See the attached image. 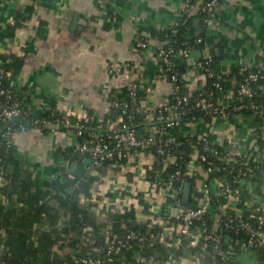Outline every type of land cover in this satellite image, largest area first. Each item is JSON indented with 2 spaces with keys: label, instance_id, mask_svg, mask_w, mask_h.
<instances>
[{
  "label": "crops",
  "instance_id": "crops-1",
  "mask_svg": "<svg viewBox=\"0 0 264 264\" xmlns=\"http://www.w3.org/2000/svg\"><path fill=\"white\" fill-rule=\"evenodd\" d=\"M182 8L183 0H0V62L8 64L10 80L35 107L56 106L75 114L107 117L111 94L126 91L133 83L138 84L141 98L149 106H159L169 99L172 82L164 74L163 60L152 51L135 46V40L141 38L151 45H161L157 32L175 27ZM211 51L222 54L219 63L222 75L236 67H264V0L221 3L218 18L209 25L205 40L193 44L190 54L179 58L184 92L194 94L206 84L200 62ZM208 120L184 123L182 130L187 133L190 126L208 130L224 149L228 126L233 123L246 139L240 145H231V151L245 152L256 140V120L250 115L237 112L231 117L213 116ZM72 141L64 134L31 125L15 135L13 159L25 162L30 180L45 184L42 192L52 183L70 179L78 185L86 176H92L88 192L78 193L72 188L61 190L60 194L76 196L85 210L109 225L108 232L117 233L111 225L114 216L128 211L135 212L142 222H153L149 216L164 213L166 207L175 214L174 191L165 194L151 175L153 152L131 157L125 169L113 164L91 165L83 160L88 164L84 175L80 174L79 162L67 150ZM70 156V164L63 165ZM205 179V172L197 167L195 176L188 181L192 183L188 203L183 199L184 188L179 194L184 204L201 202V196L197 201L199 196L195 195ZM4 184L0 177V211L8 212L9 199L2 193ZM56 192L57 189H51L46 202ZM24 197L20 193L12 198L11 203L19 211L27 209ZM222 200L226 211L238 210L237 200ZM246 200L264 204V178L249 184ZM243 210L247 213L250 208ZM8 219L12 221L13 216L8 215ZM69 219V211L63 210L56 228L68 226ZM121 224L122 228L126 225ZM4 233L1 229L0 234ZM178 238L159 242L166 247L164 252L154 248L145 255L134 250L128 256H120L118 264H207L195 256L185 238ZM233 245L231 264H264L258 252L244 250L239 242ZM58 250L64 254L71 251L69 247Z\"/></svg>",
  "mask_w": 264,
  "mask_h": 264
},
{
  "label": "built area",
  "instance_id": "built-area-1",
  "mask_svg": "<svg viewBox=\"0 0 264 264\" xmlns=\"http://www.w3.org/2000/svg\"><path fill=\"white\" fill-rule=\"evenodd\" d=\"M223 1L183 0L180 17H183L184 12L189 14L202 9L209 14V18L206 20L210 25L216 20L215 16H218L219 6ZM178 24L179 21L176 22V25ZM196 40L198 43L204 41L202 37H198ZM135 46L150 50L156 57L163 60L164 74L172 82L171 99L165 100L159 106H149L145 99L141 98L138 84L133 83L128 89L127 95L124 90L111 94L110 112L107 117L87 113L75 114L68 110L62 111L56 106L35 107L32 102L25 100L28 109L36 115L35 123L43 127L54 125V128L46 129H50L54 134L61 133L73 138L71 145L76 151L89 155L84 161L91 165L98 164L100 160H109L116 168L125 169L129 167L131 157H136L142 152H153L155 161L150 168L153 173L152 177L157 187L165 194L174 191L172 205L176 208V212L171 214L166 207L164 213L152 214L149 218L153 222L174 220L175 225L170 227L169 235L173 231L175 236L179 237L178 239L187 238L189 245L195 250V256L200 260H205V263L219 264L217 261L218 254L225 256L228 261L231 260L234 254V242H239L244 250L257 252L259 248H264V228L255 226V222L264 224V204L246 200L249 184L256 182L259 178H264V103L253 100L247 104L232 106L233 99L224 94L222 85L223 81L230 80L229 74H216L212 65L214 55L212 51L202 58L200 65L207 80L210 77H217V81L214 82V90H209L205 84L196 93L188 94L181 89L182 72L178 69V65L179 58L188 56L191 48L186 47L180 50L172 47L165 48L162 45H151L141 38L135 40ZM240 70L244 72L247 68L241 67ZM9 75L10 72L6 63L0 62V123H6L13 116H20L25 121L32 122V118H29L28 111L25 110L22 102L21 93L23 92L10 80ZM260 80H264V67L249 72L245 79L240 82L239 96L253 98L258 92L264 94V84L259 83ZM190 102L193 103L192 107L189 106ZM194 107L207 109V113L211 114V117H231L230 108L237 110V112L244 108L253 110L254 114L250 116L255 118L258 123L255 126L254 136L256 140L252 147L245 152L239 149L234 151L229 149L231 145H240L246 139L239 131H236L233 123L228 126L226 132L228 141L222 151L216 147L220 144L208 130L191 129L190 126L189 132L184 133L182 130L184 123L209 122L208 119L196 120V118L183 122V117ZM41 112H48L50 117L38 118ZM115 112H119L117 119L113 118ZM136 114H142L144 122L151 124L149 127L146 126L147 130L139 132L136 129ZM73 118L76 120L75 123L72 121ZM14 123L6 129L0 128L1 136L11 143H14V137L18 131L27 129L24 124L14 128ZM175 127H179L182 135L188 142L192 143L189 150L178 151L175 148L178 142L177 136L169 130V128ZM104 131H108L107 139L103 137ZM85 134H87V138L80 140L79 138ZM193 137H196L195 142L191 140ZM206 151L211 153L213 159L225 163L222 169L225 172H222L221 175L211 176L214 172L212 165L214 160L209 159ZM178 153L179 155L188 154L190 156L187 167L177 168L170 175L164 177V167L178 164ZM70 159L71 156L69 161L63 165L68 166ZM232 165L240 166L237 174H235V169H232ZM197 167L206 174L205 182L198 189L199 193L195 195L197 198L199 196L196 200H201V202L184 204L179 194L182 192L184 184L195 176ZM231 174H234L232 180ZM0 177L6 182L2 173H0ZM224 198L237 200L238 210L226 211L222 200ZM241 198H244L245 203H249L252 207L247 213L243 210L246 206L241 204ZM209 217L215 218L218 225L221 223L233 229H246L250 232V237L247 240L238 237L232 239L230 236L217 231V228L211 230L207 225ZM123 228L127 227L123 225ZM109 233L108 237L101 240L98 237L97 229L94 226H88L83 239V247L86 253L76 255L74 263L107 264L104 253L115 254L122 249H131L136 241L144 243L149 239L147 234H138L132 230H128L125 235L113 233V230ZM167 235L168 232L165 230L159 236L161 240H166Z\"/></svg>",
  "mask_w": 264,
  "mask_h": 264
},
{
  "label": "trees",
  "instance_id": "trees-1",
  "mask_svg": "<svg viewBox=\"0 0 264 264\" xmlns=\"http://www.w3.org/2000/svg\"><path fill=\"white\" fill-rule=\"evenodd\" d=\"M197 1V0H195ZM209 14L202 9H198L194 12L183 13V17L179 18V24L168 30H160L158 37L161 41V45L165 48H174L176 50L184 48H192L193 44L197 42L198 37H202L205 40L207 36V30L209 27V22H207ZM217 19L218 16H215ZM184 42H187L186 44ZM198 43V42H197ZM213 67L217 75H222L220 73V60L222 54L218 51L213 53ZM203 60V59H201ZM6 67L9 70V66L6 63ZM259 68V67H258ZM258 68L247 69L244 72H241V67H236L232 69V72L229 73L230 80L223 81L224 94L226 96L232 97V106H238L240 104H247L250 101H256L259 103H264V94L258 92L253 98H242L238 94L239 84L242 82L245 77L251 71H255ZM178 69L182 72L181 77V89L184 91V79H183V68L178 65ZM217 81V77L209 78L207 80V88L209 90H214V82ZM234 81V82H233ZM259 83L264 84V80H260ZM7 85V84H6ZM128 90L125 91L127 95ZM262 93V94H261ZM21 98L25 110L28 111L29 118H32L31 125L39 126L38 123H35L36 115L33 114L31 110L25 104V94L21 93ZM170 99L172 96L170 95ZM189 106L192 107L193 103L190 102ZM232 113H237V110L230 108ZM242 112L247 115H253L254 112L251 109L244 108ZM119 112L113 113L114 119H117ZM211 114L207 113L205 108H191L186 116L183 117V122L185 120H191L193 118L207 120L211 118ZM50 117L48 112H41L38 118ZM73 123L76 120L72 119ZM135 122L137 124L136 129L139 132L144 130V127L147 124L144 122V117L142 114H136ZM258 122L256 121L255 124ZM5 122L0 123V128L3 127ZM14 128L20 127V124H13ZM29 128V127H27ZM46 131H51L50 129H44ZM170 132L177 136L178 142L175 145V148L178 151L189 150L192 143L188 142L187 139L179 131V127L169 128ZM107 132L104 131L103 137L107 139ZM87 134L83 137H80V140H85ZM193 142L196 141V137L191 138ZM109 141V140H108ZM221 151L223 150L220 145L216 146ZM14 143L9 142L1 136L0 132V173H2L5 184L2 187V193L9 199L10 208L8 212L0 211V231L4 230V235L0 234V264H75L74 259L76 255H82L86 253L85 248L83 247V239L86 233V228L88 226H94L98 231L99 239H105L110 235L106 228L108 224H103L95 215L91 214L89 210H85L79 199L76 196L64 197L60 194L61 190L76 189L79 192H88L90 189V184L94 180L91 176H86V180L83 183L75 184L73 180L66 179L62 183H52L51 186L47 187L46 192H42L43 186L38 180H30L28 169L25 166V162L14 157ZM67 150L70 152L72 158L76 159L81 166L80 174H86L88 171V164L83 160L89 155L82 152L76 151L75 148L68 147ZM210 160H214V172L211 176L221 175L225 163L220 160H215L211 156V153L207 152ZM179 155V153L177 154ZM190 160V156L187 154H180L178 156V164L169 165L163 168V175L167 177L177 168H186ZM98 164H112L109 160H100ZM235 169V174L238 173L240 168L239 165H232V169ZM29 171H32L29 168ZM87 175V174H86ZM151 175L153 173L151 172ZM234 174L230 175L232 177ZM185 186V184H184ZM51 187V188H50ZM57 189L56 194L51 197V200L46 202L48 194L51 192V189ZM22 193L27 202V209L23 211L17 210L12 202V198L15 195ZM244 198H241V204L245 205L248 208H252L249 203H245ZM12 206V207H11ZM245 207V208H246ZM63 210L69 211L70 219L68 226L58 229L56 228L58 219ZM8 215L13 216V220L9 221ZM101 222V223H100ZM121 223H125L127 228H122ZM35 224H39L40 227H35ZM111 225L117 229L119 235H125L128 230L137 232L138 234H147L149 236L148 241L146 242H134V245L131 249H122L115 254H105L104 256L107 260V264H118L119 257L122 255H130L134 250H138L141 254H150L154 251V248L159 252L166 251V247L162 246L160 234L165 230L168 232V235L165 239L175 237V232H171L169 235L170 227L175 225L174 220H169V222L162 221L160 224H154L150 220L148 221H138L135 212L128 211L124 214H117L114 216V221ZM207 225L211 230L217 228V231L223 233L226 236H230L232 239L240 238L242 240H247L250 237V232L246 229H233L225 226L224 224L219 223L215 218L209 217L207 219ZM256 227L264 228V224L255 222ZM223 228V230H222ZM185 238V237H183ZM185 241L188 242V239L185 238ZM162 242V243H163ZM59 249L69 247L71 251L68 253H60ZM189 243V242H188ZM225 246L227 244L225 243ZM192 251H195L190 245ZM261 258L264 260V248H259L257 250ZM60 254V256H59ZM63 254V255H61ZM217 261L219 264H231L225 256L217 255Z\"/></svg>",
  "mask_w": 264,
  "mask_h": 264
},
{
  "label": "water",
  "instance_id": "water-1",
  "mask_svg": "<svg viewBox=\"0 0 264 264\" xmlns=\"http://www.w3.org/2000/svg\"><path fill=\"white\" fill-rule=\"evenodd\" d=\"M13 122L18 123V124H24L27 127L31 126V122L30 121H25L23 118H21L20 116H13L11 117L3 126V129H6L8 126H10ZM41 128H54V125L51 126H40ZM191 190H192V183L191 182H187L185 184L184 187V192H183V199L185 203H188L189 198H190V194H191Z\"/></svg>",
  "mask_w": 264,
  "mask_h": 264
}]
</instances>
